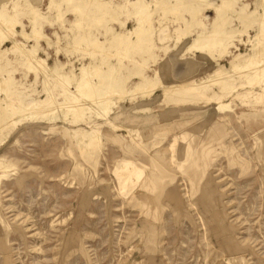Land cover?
I'll list each match as a JSON object with an SVG mask.
<instances>
[{"label":"rangeland","instance_id":"obj_1","mask_svg":"<svg viewBox=\"0 0 264 264\" xmlns=\"http://www.w3.org/2000/svg\"><path fill=\"white\" fill-rule=\"evenodd\" d=\"M0 24V264H264V0H0Z\"/></svg>","mask_w":264,"mask_h":264},{"label":"bare ground","instance_id":"obj_2","mask_svg":"<svg viewBox=\"0 0 264 264\" xmlns=\"http://www.w3.org/2000/svg\"><path fill=\"white\" fill-rule=\"evenodd\" d=\"M184 1V0H183ZM166 7V4L164 5ZM162 8V7H161ZM2 24H0V28H2ZM9 28V27H8ZM3 30V29H2ZM8 30V29H7ZM140 36V35H139ZM33 70V69H32ZM4 89V88H3ZM82 96L83 100H93L94 98H92V95L90 93H80ZM93 105L94 108H96L101 115H106V111H107V102L105 101V99H96L93 101ZM41 110V109H40ZM33 113V112H32ZM36 114V113H35ZM1 127V126H0ZM2 131V128H0V132Z\"/></svg>","mask_w":264,"mask_h":264},{"label":"crops","instance_id":"obj_3","mask_svg":"<svg viewBox=\"0 0 264 264\" xmlns=\"http://www.w3.org/2000/svg\"><path fill=\"white\" fill-rule=\"evenodd\" d=\"M212 2H214V1H212ZM205 10H207V11H205ZM205 10H204L205 12L203 11V14L206 15L211 20H213L215 17V12L213 10H210V9H205ZM197 29H199V28H197Z\"/></svg>","mask_w":264,"mask_h":264}]
</instances>
